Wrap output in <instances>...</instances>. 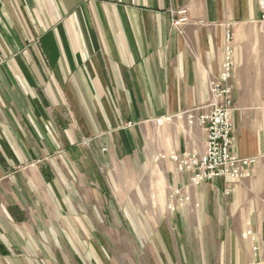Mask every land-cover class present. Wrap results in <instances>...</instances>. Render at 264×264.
Instances as JSON below:
<instances>
[{
  "label": "crops",
  "instance_id": "obj_1",
  "mask_svg": "<svg viewBox=\"0 0 264 264\" xmlns=\"http://www.w3.org/2000/svg\"><path fill=\"white\" fill-rule=\"evenodd\" d=\"M258 2L0 0V264H264L242 236L264 248L262 176L229 197L222 180L195 186L198 206L170 213L164 189L188 175L153 159L203 153L199 125L155 120L207 103L227 33L232 149L264 153Z\"/></svg>",
  "mask_w": 264,
  "mask_h": 264
},
{
  "label": "built area",
  "instance_id": "obj_2",
  "mask_svg": "<svg viewBox=\"0 0 264 264\" xmlns=\"http://www.w3.org/2000/svg\"><path fill=\"white\" fill-rule=\"evenodd\" d=\"M260 19L258 27L264 31V0L258 2ZM171 13V24L175 29L181 30L188 23L187 11L180 8ZM235 69L234 48L232 36L227 33L222 48V59L216 75L208 78L207 88L209 99L203 106L193 108L181 113L188 125L197 124L205 134V149L203 153L185 152L182 154L169 152L155 156L156 160L167 159L174 163L177 172L187 173L186 184L197 186L207 182L222 180L225 183L223 193L229 195L230 184L252 177L258 158L252 156L240 157L232 149V112L233 90L231 79ZM191 202L184 184L169 186L166 197V209L174 212ZM198 204H194L197 207ZM242 236L251 237L257 243L256 235L246 231ZM260 245L255 244L253 251L259 254Z\"/></svg>",
  "mask_w": 264,
  "mask_h": 264
},
{
  "label": "rangeland",
  "instance_id": "obj_3",
  "mask_svg": "<svg viewBox=\"0 0 264 264\" xmlns=\"http://www.w3.org/2000/svg\"><path fill=\"white\" fill-rule=\"evenodd\" d=\"M258 29L260 30V28L258 27ZM261 31V30H260ZM264 32V31H263ZM232 36V35H231ZM232 80V79H231ZM233 90V89H232ZM235 103H234V99H233V108H234V110H235V105H234ZM234 110H233V112H234ZM233 112H232V115H233ZM184 117V116H183ZM182 116L180 117L179 115H178V117H176V118H169L168 120L167 119H162V118H160V119H157V120H155V124L158 126V127H161V126H163V125H165V123L166 122H169V123H171L172 121H177V123H179L178 124V129L180 130V131H184L185 130V128H187V129H189L190 127H192L191 125H188L187 124V122L186 123H182L181 121H182V118H183ZM185 118V117H184ZM159 123V124H158ZM232 123H233V118H232ZM234 124V123H233ZM128 126H129V123L127 124ZM195 125V124H194ZM141 127H143V124L141 125ZM233 135H234V125H233V129H232V137H233ZM233 140V139H232ZM83 143L84 144H87V141H83ZM175 153H177V152H175ZM185 153V152H184ZM236 153V152H235ZM161 154H165V153H159L158 155H161ZM167 154V153H166ZM179 154H182V153H179ZM237 154V153H236ZM238 155V154H237ZM157 156V155H156ZM240 156V155H239ZM240 157H245V156H240ZM252 157H257L258 158V161H257V164H256V168L254 169V171H253V174H252V178L251 179H246V180H243V181H239V182H234L232 185L230 184V187H231V192H230V194L229 195H225L224 193H223V190H222V193H223V196H225V197H229L230 195H231V193H232V191H233V188L236 186V185H242V184H244L245 185V183H247V188H246V191H249V190H251V192H256V191H259L260 189H259V187H260V185L259 184H249L250 183V181H252V179H254V178H256L257 176H262V178L264 179V169L262 168V169H260V171L259 170H257V168L258 167H261L262 165H264V153L263 154H261V155H255V156H252ZM155 161H158V160H156L155 158H153ZM160 160H164V161H169V160H167V159H160ZM171 162V161H170ZM174 164V163H173ZM221 185H222V187L224 188V186H225V183L222 181V183H221ZM171 186V185H170ZM184 186H185V188H186V190H187V192H188V194H189V196L191 197V201H192V196H191V189L193 188V187H195V186H190V185H188V184H184ZM198 186V185H197ZM168 187L169 186H167V188L165 187V191H166V197H167V191H168ZM242 187V186H241ZM245 187V186H244ZM248 188H250V189H248ZM107 190L109 191V192H115V183L114 184H110V185H107ZM191 204H195V203H193V201L192 202H190ZM190 203H188L187 204V206L190 204ZM252 206H258V205H256L255 204V201H252ZM250 204V205H251ZM186 207V205L185 206H183L182 208H180V209H183V208H185ZM180 209H178V210H180ZM167 210V209H166ZM178 210H176V211H178ZM168 211V210H167ZM176 211H174V212H176ZM169 212V211H168ZM171 213V212H170ZM258 217L257 216H255V215H252V216H248L247 217V220H250L251 221V223H252V225H254V224H256V221L258 220L257 219ZM263 221H264V214H263ZM264 224V223H263ZM254 227V226H253ZM263 229H264V226H263ZM248 230H251V229H246L245 231H244V233L243 234H245L246 233V231H248ZM252 231V230H251ZM255 235H256V237H257V234L254 232V231H252ZM242 234V235H243ZM243 237H246V238H248L247 236H243ZM262 237V236H261ZM249 240H250V242L252 243V245H251V250H252V252H253V255L254 256H256V253L253 251V246L255 245V244H259L260 245V251H259V254H264V248H262V246H261V244H260V241H258V238L256 239L257 240V243H255L254 241H252L251 240V237L250 238H248ZM263 242H264V239H263ZM263 252V253H262ZM256 257H259V255H257Z\"/></svg>",
  "mask_w": 264,
  "mask_h": 264
}]
</instances>
